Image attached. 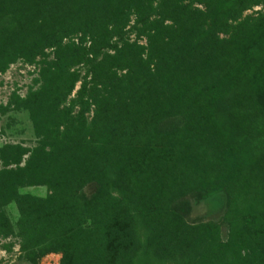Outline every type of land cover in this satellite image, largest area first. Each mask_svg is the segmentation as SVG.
Masks as SVG:
<instances>
[{"label": "rangeland", "instance_id": "rangeland-1", "mask_svg": "<svg viewBox=\"0 0 264 264\" xmlns=\"http://www.w3.org/2000/svg\"><path fill=\"white\" fill-rule=\"evenodd\" d=\"M0 264H264V0H0Z\"/></svg>", "mask_w": 264, "mask_h": 264}]
</instances>
